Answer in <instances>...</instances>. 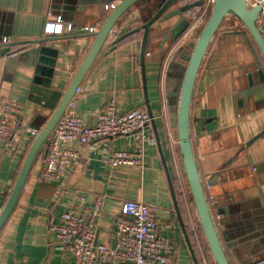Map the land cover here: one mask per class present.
<instances>
[{"label":"crops","instance_id":"obj_1","mask_svg":"<svg viewBox=\"0 0 264 264\" xmlns=\"http://www.w3.org/2000/svg\"><path fill=\"white\" fill-rule=\"evenodd\" d=\"M119 1L0 0V97L24 105L23 129L39 132L45 126L54 109L48 103V94L43 99L35 88L45 89L49 84L50 92L63 94L67 90L95 39V31ZM163 1L139 0L121 16L78 87L80 92L71 101L74 106L69 104L65 112L93 124L112 101L119 114L139 107L148 109L146 87L159 139L151 124L146 132L143 164L118 166L109 164L105 156L113 151L135 150L134 134L88 144L64 142L63 148L77 150L80 157L60 181L42 179L44 157H40L0 231V264H72L58 248L50 226L60 222L63 211L73 205H88L98 194L105 195L98 241L110 245L117 242L114 224L121 216L122 203L139 200L158 208L159 233L175 242L174 264H205L207 244L186 225L179 200V195L188 191L171 122L177 101L169 99V91L183 78V71L173 68L172 61L187 62L175 56L178 47L167 35L179 17L158 19L150 27L144 66L143 29L115 42L117 37L141 28ZM189 1L195 0H178L165 13ZM204 2L203 20L193 21L183 36V54H191L189 44L211 14L212 2ZM58 19L63 23V33L48 36L47 22ZM91 28L94 31H87ZM4 38L10 42H3ZM249 38L235 19L226 21L201 66L192 105L196 159L231 264H264V135L247 145L264 130V88ZM33 139L31 130L17 134L12 143L0 138V211ZM169 176L190 243L179 219ZM77 194L85 195V200L79 201ZM195 224L200 229L198 220Z\"/></svg>","mask_w":264,"mask_h":264},{"label":"built area","instance_id":"obj_2","mask_svg":"<svg viewBox=\"0 0 264 264\" xmlns=\"http://www.w3.org/2000/svg\"><path fill=\"white\" fill-rule=\"evenodd\" d=\"M207 1L213 3V0ZM262 1L248 0V3L255 6ZM202 6L188 12L197 23L204 18L206 9L202 12ZM260 23L264 25V7ZM68 29L71 30L72 26ZM45 31L48 36L62 34L61 19L47 22ZM87 31L92 32L94 29ZM3 42L8 43L10 39L4 38ZM76 92H80V88ZM70 105L74 106V103L71 102ZM24 111L25 107L21 102L0 97V138L12 143L17 134L30 130L36 137L38 130L22 127ZM151 121L152 117L147 108L139 107L119 114L115 101L110 102L105 111L98 113L93 124L69 113L64 114L49 138L42 179L60 181L67 175L72 163L80 157L77 150L62 147L64 142L72 140L88 144L97 139L134 134L137 141L135 150L113 151L105 156V160L114 166L142 165L146 132L151 127ZM76 198L84 201L85 195L77 194ZM104 202L105 195L98 194L88 205H73L62 212L59 223L50 226L58 248L70 258L72 264H174V239L159 233L158 208L143 201L129 199L123 202L121 216L114 224L116 246L97 241Z\"/></svg>","mask_w":264,"mask_h":264},{"label":"water","instance_id":"obj_3","mask_svg":"<svg viewBox=\"0 0 264 264\" xmlns=\"http://www.w3.org/2000/svg\"><path fill=\"white\" fill-rule=\"evenodd\" d=\"M138 1L139 0H120L118 4L113 8V10L108 14L103 25L97 31H95V39L88 53L86 54L81 65L76 71L67 90L63 94H61V92L57 90H52L50 92L51 88L49 84L45 85V89L39 87L35 88L34 91L43 99L48 94V97L50 98V102L48 103L51 104V108L54 109V111L46 122L45 126L38 132V134L34 138L33 143L30 146L28 153L24 159L16 183L11 190L3 209L0 211V231L15 210V207L17 206V203L25 188L36 159L43 151L45 152V154H47L51 133L53 132L59 120L64 116L85 74L100 52L105 41L113 31L118 20L129 8H131ZM176 1L178 0L163 1L160 8L153 15V17L148 20L141 28L131 30L130 32H127L122 36L117 37L115 42H119L130 36L131 34L143 29L144 37L141 56L142 66H144L150 27L158 19H161V21H168L176 16L179 17L175 24L171 26L170 31L167 35L172 36L173 45H176L178 47L175 56L181 58L182 60H185L187 64L183 65L178 63L177 61H172L171 63V66L173 68L177 67L178 69L183 71L181 84L177 86V88L175 87L174 89H170L169 91V99L174 98L177 101V109L176 111L173 110L172 112L171 122L174 126V129H176L175 135L178 139V149L181 157L182 169L186 174L190 192L195 204V210L200 220L209 249L216 264H231L225 250V246L220 237L217 223L211 211L205 184L203 182L196 159L195 146L192 140L191 131L192 105L196 92L198 75L204 59L208 53L211 42L215 35L219 32V30L223 28V24L231 18L241 22L243 26V33L247 34L250 37L249 44L253 49L257 62L259 63V79L261 80L262 87L264 88V27L260 23L261 14L264 7V0L261 4H257L255 6H250L248 0H213L212 12L210 16L199 30L196 40L190 42L189 44L191 48V54L181 53L183 48L186 46L185 44H182L184 43L182 42L183 36L191 28L194 21V19L192 18L189 19L187 15L189 10L201 6L205 0L189 1L182 6H179L174 10L165 13V11L169 9V7L172 6ZM254 45L257 47L260 55H258ZM34 52L36 53L37 50ZM145 89L147 107L152 117L151 124L158 136L156 120L150 106L148 91L146 87ZM262 135H264V130L256 135L253 139H251L247 143V145L251 144L254 140L261 137ZM169 180L171 183V190L179 219L184 228L185 235L190 243L189 235L184 226L185 224L182 218V214L179 210L178 200L175 195V189L171 180V176H169ZM116 243L117 242H115L112 246H116Z\"/></svg>","mask_w":264,"mask_h":264},{"label":"trees","instance_id":"obj_4","mask_svg":"<svg viewBox=\"0 0 264 264\" xmlns=\"http://www.w3.org/2000/svg\"><path fill=\"white\" fill-rule=\"evenodd\" d=\"M238 22V24L242 26L241 22H239L238 20H236ZM226 23V22H225ZM224 23V24H225ZM223 24V25H224ZM35 138V137H34ZM34 140V139H33ZM33 143V141H32ZM45 152L43 151L39 156L38 158L36 159V161L38 159H40V157H44L45 159ZM35 161V162H36ZM185 178L187 180V177H186V174H185ZM176 180V183L178 184V186L180 185L179 184V181L178 179H175ZM187 183H188V180H187ZM189 186V185H188ZM179 188V187H178ZM190 189V188H189ZM180 190V189H179ZM188 194V195H187ZM185 194L184 192H182L180 195H179V200H180V204H181V211L183 213V217L185 219V222H186V225L189 226L190 230L192 231L193 235H195L197 238L201 237L204 242L207 244V257H204V263L205 264H216L215 263V260L213 258V255L209 249V246H208V243H207V240H206V237H205V234L203 232V229H202V226H201V223H200V220L197 216V213H196V210H195V204H194V201H193V198H192V195H191V192L188 191V193ZM187 195V196H186ZM126 200H129V199H126ZM133 200V199H131ZM125 201V200H124ZM123 204V203H122ZM199 221V228L198 229V226L195 224L196 221ZM200 239V238H199Z\"/></svg>","mask_w":264,"mask_h":264},{"label":"rangeland","instance_id":"obj_5","mask_svg":"<svg viewBox=\"0 0 264 264\" xmlns=\"http://www.w3.org/2000/svg\"><path fill=\"white\" fill-rule=\"evenodd\" d=\"M212 5H213V3H212ZM211 8H212V6H211ZM212 12V11H211ZM232 19V18H231ZM233 21H234V19H232ZM231 22V21H230ZM186 182H187V180H186ZM187 191H189L190 192V189H189V186H188V183H187Z\"/></svg>","mask_w":264,"mask_h":264}]
</instances>
